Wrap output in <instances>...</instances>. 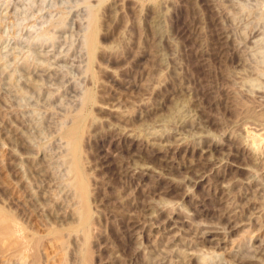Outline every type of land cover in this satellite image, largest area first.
Returning a JSON list of instances; mask_svg holds the SVG:
<instances>
[{"label":"rangeland","instance_id":"374dc122","mask_svg":"<svg viewBox=\"0 0 264 264\" xmlns=\"http://www.w3.org/2000/svg\"><path fill=\"white\" fill-rule=\"evenodd\" d=\"M0 212V264H264V0H0Z\"/></svg>","mask_w":264,"mask_h":264},{"label":"bare ground","instance_id":"6f19581e","mask_svg":"<svg viewBox=\"0 0 264 264\" xmlns=\"http://www.w3.org/2000/svg\"><path fill=\"white\" fill-rule=\"evenodd\" d=\"M89 41H90V39H89ZM93 43H94V41H93ZM91 101H92L91 94H89V93L86 94V96H85L86 104H88ZM79 124H80L79 123V116L77 115V116L74 117L72 126L69 129L64 130L62 132V137L67 141V143H68V145L70 147V150H71V154L69 156V159H70L69 160L70 161V164H69L70 171L72 172L71 174H73V177L71 179V183L73 184V188L75 190V194L78 197L79 202H80V206L82 207V210H83L82 214H81V222H82V226L85 228L89 224V219H90L89 216L90 215H89L88 207H87V196H88V194L86 192L85 178H84L83 172L81 171V168L76 164L77 154L79 153L78 152L79 151ZM251 135L254 137L257 134L254 135V133H253ZM257 139L259 140L260 138H257ZM252 140H253V138H252ZM254 140L252 141V143L254 142ZM260 140H262V139H260ZM262 143H263V141H262ZM256 147H257V145H256ZM0 214H1V216H0V238H1V237L5 236V235H9L10 233L11 234L14 233L15 229L13 230L14 227L12 228L11 225L5 226L4 223L6 222L8 217L6 215H4L2 212H0ZM9 220L11 222H13L12 218H10ZM14 226H15V224H14Z\"/></svg>","mask_w":264,"mask_h":264}]
</instances>
